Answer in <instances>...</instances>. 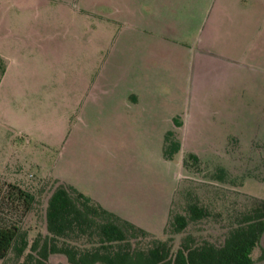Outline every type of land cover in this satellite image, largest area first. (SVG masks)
I'll return each instance as SVG.
<instances>
[{
    "label": "rangeland",
    "instance_id": "1",
    "mask_svg": "<svg viewBox=\"0 0 264 264\" xmlns=\"http://www.w3.org/2000/svg\"><path fill=\"white\" fill-rule=\"evenodd\" d=\"M5 1L0 0V19L4 15L2 5ZM68 2L75 10L72 27L68 24L72 29V41L66 46L62 34L65 30L62 18L65 13L58 5L56 63L51 70L41 71L40 75L43 86L46 84L45 90H50L51 87L54 91L52 98L46 95V91L38 97L32 96L36 98L31 99L33 101L25 98H0V178L34 194V208L23 221V227L29 230L31 240L38 234L46 233L47 203L58 181L72 185L91 197L95 192L97 179L109 182L108 186L113 189L109 193L110 203L118 207L119 216L165 240L171 204L180 184L179 181H174L179 156L175 157L171 165H161L153 159L159 151L146 150L140 146L133 152V135L107 131L103 122L97 132H84L79 145L65 149L63 141L72 124L80 118L79 107L71 110L75 105L71 98H79L77 95L86 81H96L98 87L90 88L93 92L91 96L96 100L95 104L89 103L90 110L94 105L96 113H101L99 117L104 119L108 116L105 115L107 109L103 102H109L107 98L116 96L125 89L115 87L111 82L121 79L120 73L129 62L128 48L133 42L127 35L129 28L124 27L126 24L122 19L123 12L127 15L126 0ZM104 15L114 19L113 27L100 24L101 18L105 22L111 21ZM76 17L78 18L74 22ZM87 17H90L88 36L85 33ZM38 26L43 30L42 25ZM123 30L126 31L121 43H118V47H121L117 48L119 53L114 59L115 64L110 63L106 69L103 63L107 52L99 54L98 49L110 46L111 37L116 36L117 40ZM39 43L36 45L42 47L48 44L44 39ZM261 58L263 61H259V56L252 52L248 55L250 69L247 77H244V98L164 99L169 103L171 111L190 114L195 105L210 114L227 110L235 112V122L228 135L226 148H222L219 143L223 135L214 133L200 136L202 139L212 137V142L216 145L196 140L191 135L187 149L200 154L202 161L210 169L220 166L232 175L241 177V192L264 199V87L261 85L264 75L260 72L264 71V58ZM258 63L260 69L257 67ZM236 69L234 66V70ZM31 78L34 80L35 77ZM241 111L244 112L239 118L237 114ZM78 125L81 128L85 126L81 121H78ZM205 129L201 126L200 131ZM133 158L137 159L136 166L132 164ZM181 238H175V250ZM262 247L264 248V236ZM260 256L261 251L257 249L253 254L255 264H264V260L259 259ZM50 263L68 264V261L66 256L56 254L51 256Z\"/></svg>",
    "mask_w": 264,
    "mask_h": 264
},
{
    "label": "crops",
    "instance_id": "2",
    "mask_svg": "<svg viewBox=\"0 0 264 264\" xmlns=\"http://www.w3.org/2000/svg\"><path fill=\"white\" fill-rule=\"evenodd\" d=\"M126 2L127 15L123 12L122 19L126 24L124 27L129 28L127 35L133 42L128 48L129 62L120 73L121 79L111 82V85L113 83L115 87L125 89L116 96L107 98L109 102H103L107 109L105 115H108L103 119L98 116L101 113H96L94 105L92 111L91 106L89 107V103L96 102L91 96L93 92L90 88L98 85L96 81H86L77 95L79 98H71V102L75 103L71 110L79 107L80 118L72 124L63 144L65 149L79 145L85 133L97 132L103 122L107 131L133 135V139L130 137L133 140V152L140 146L146 150H157L159 152L153 159L161 165H171L175 158L173 161L163 158L164 137L175 128V118L182 116L180 120L183 126L178 129L182 150L176 156H179L175 165L178 172L174 175V181L177 183L183 177L184 156L194 152L187 149L191 135L196 140L216 145L212 142V137L207 139L206 136L202 139L200 135L221 134L223 138L219 143L222 148H226L236 114L232 110L210 114L195 105L190 114L171 111L164 98H244V77H247L250 69L248 55L251 52L256 53L259 61H263L260 57L264 58V0ZM58 5L65 13L62 17L65 30L62 34L67 46L72 41L70 26L75 14L68 0L3 2L0 56L6 61L7 68L0 82V98H25L33 101L36 98L32 96L38 97L43 91L52 98L54 91L51 87L50 90H45L46 84L43 86L40 75L41 71L51 70L56 63ZM77 13L79 12L76 11L79 16ZM109 19L111 21L105 22L104 18H101L99 22L113 27L115 21L111 17ZM89 20L90 17H87V36L90 34ZM38 25H42L43 30ZM124 31L126 30H123L117 39L118 42L116 36L111 37L110 46L98 49L99 54L107 52L103 63L106 69L110 63L115 64L114 59L119 53L117 48L121 47H118V43H121ZM77 38L79 39V36ZM43 39L48 42L47 46L36 45ZM234 66L237 67L236 70ZM257 67L260 69V63ZM260 72L264 75V71ZM32 76L35 77L34 80ZM261 85L264 87V81ZM243 112L238 113L237 117L241 118ZM78 121L85 124L84 128L78 125ZM201 126L206 129L200 131ZM136 161L137 159L133 158V166H136ZM96 185L91 198L111 212L119 214L118 207L110 203L109 193L113 189L108 186L109 182L97 179Z\"/></svg>",
    "mask_w": 264,
    "mask_h": 264
},
{
    "label": "trees",
    "instance_id": "3",
    "mask_svg": "<svg viewBox=\"0 0 264 264\" xmlns=\"http://www.w3.org/2000/svg\"><path fill=\"white\" fill-rule=\"evenodd\" d=\"M6 68L0 56V81ZM174 126L164 137L166 161L182 150L183 122L175 118ZM182 174L165 240L61 181L48 199L46 233L31 240L23 221L35 196L0 178V264H51L56 254L68 264H255L257 249L264 260V199L241 192V177L210 169L194 152L184 156Z\"/></svg>",
    "mask_w": 264,
    "mask_h": 264
}]
</instances>
